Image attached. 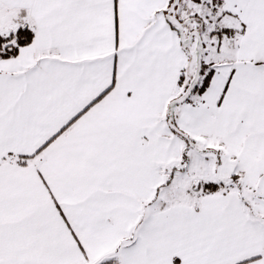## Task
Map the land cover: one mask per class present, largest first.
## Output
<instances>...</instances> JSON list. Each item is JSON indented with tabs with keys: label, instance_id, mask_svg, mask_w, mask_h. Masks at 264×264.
I'll return each mask as SVG.
<instances>
[{
	"label": "snow or ice",
	"instance_id": "obj_1",
	"mask_svg": "<svg viewBox=\"0 0 264 264\" xmlns=\"http://www.w3.org/2000/svg\"><path fill=\"white\" fill-rule=\"evenodd\" d=\"M0 264H264V0H0Z\"/></svg>",
	"mask_w": 264,
	"mask_h": 264
}]
</instances>
